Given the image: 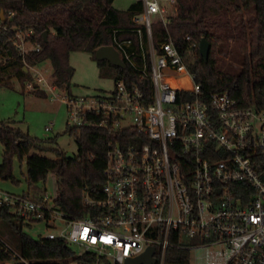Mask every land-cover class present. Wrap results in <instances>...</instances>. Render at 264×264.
Here are the masks:
<instances>
[{
	"label": "built area",
	"instance_id": "2783aa9c",
	"mask_svg": "<svg viewBox=\"0 0 264 264\" xmlns=\"http://www.w3.org/2000/svg\"><path fill=\"white\" fill-rule=\"evenodd\" d=\"M141 2L135 28L114 31L109 45L129 77L119 75L102 95L51 97L66 107L67 128L107 133L100 197L87 194L88 216L69 219L46 194L0 189V205L16 218L46 226L37 240L59 244L17 253L0 239L8 255L0 264H125L148 248L164 264L176 247L203 252L201 264H264V96L243 107L226 92L204 97L167 33L177 0ZM155 16L167 34L159 42ZM121 32L134 40L117 38ZM31 36L19 32L12 42L25 65L40 51ZM28 71V92L56 88L39 66Z\"/></svg>",
	"mask_w": 264,
	"mask_h": 264
},
{
	"label": "trees",
	"instance_id": "16d2710c",
	"mask_svg": "<svg viewBox=\"0 0 264 264\" xmlns=\"http://www.w3.org/2000/svg\"><path fill=\"white\" fill-rule=\"evenodd\" d=\"M114 1L0 0V13L3 11L0 16V84L17 80L24 85L32 81L29 68L48 62L54 86L70 95L74 75L70 55L86 52L95 60L94 54L101 46L113 43L114 31L135 28L132 19L143 10L141 0H134L126 11L115 9ZM176 6L167 33L175 41L187 71L194 76L204 97L226 92L239 107L260 104L264 96V0H177ZM155 24L154 39L159 42L167 34L161 24ZM19 32L24 36L32 32L26 41L40 48L39 52L25 57L26 65L12 45ZM117 38L134 40L125 32L119 33ZM202 40L209 43L206 62L198 52ZM97 65L106 75L114 70L115 79L131 74L128 67L115 68L107 61L97 62ZM32 93L45 96L43 91ZM67 131L75 136L78 148V154L69 160L57 149L46 147L52 139L44 142L31 138L18 127L0 123L3 150L0 180L19 182L13 175L14 159L19 164L24 162V181L29 191L38 183H44L48 175H54L56 208L66 218H84L90 211L84 198L87 194L99 198L104 185L108 136L105 130L88 125ZM46 150L53 151L55 158L48 159L34 152ZM0 222L15 231L22 247L32 253L59 245L24 235L21 232L24 221L16 218L8 206L0 205ZM166 251L164 264H189V250L176 247ZM7 259L8 255L0 251V263Z\"/></svg>",
	"mask_w": 264,
	"mask_h": 264
},
{
	"label": "rangeland",
	"instance_id": "374dc122",
	"mask_svg": "<svg viewBox=\"0 0 264 264\" xmlns=\"http://www.w3.org/2000/svg\"><path fill=\"white\" fill-rule=\"evenodd\" d=\"M133 2L134 0H115L113 7L117 10L126 11ZM158 20L159 17L155 16L152 23L156 26L155 23L158 24ZM69 61L74 68L70 95L76 97L97 96L112 91L116 74L114 70L106 75L104 70L98 67L97 61L93 60L86 52L72 53ZM39 71L46 79L53 81L50 63L41 65ZM25 84L22 85L16 80H12L9 84H0V123H8L14 128L18 127L27 132L31 138L44 142L52 139L53 141L47 143L46 147L57 149L64 156L69 153L74 156L77 155L76 138L67 131L68 113H66V107L60 99H51L52 95L65 98L68 94L57 88L53 92H49L44 87L45 96L42 97L33 94L32 91L28 92L24 88ZM47 127L50 128V132H45ZM34 152L48 159L55 158L53 151ZM2 153L3 150L0 145V162ZM12 167L14 178L19 182L13 184L9 181L0 180L1 190L15 195L25 194L34 199L41 194H46L51 200L55 197L56 178L54 175H48L44 183H38L33 190L29 191L24 181V173L26 172L24 162L19 164L17 159H14ZM21 232L36 240L45 236L48 231L42 223L29 224L24 222L21 226ZM0 238L15 252H28L20 244L15 231L9 229L5 222H0ZM202 253L199 250L192 252L189 264H201Z\"/></svg>",
	"mask_w": 264,
	"mask_h": 264
},
{
	"label": "water",
	"instance_id": "95a60500",
	"mask_svg": "<svg viewBox=\"0 0 264 264\" xmlns=\"http://www.w3.org/2000/svg\"><path fill=\"white\" fill-rule=\"evenodd\" d=\"M3 15V11H1L0 16ZM44 38L46 37V33L43 34ZM199 55L201 58L204 59L206 62L208 59V53H209V43L207 40H202L199 49H198ZM94 59L97 62L101 61H107L111 66L115 68H125L124 63L118 58V55L116 51L113 49L112 46H101L95 54H94ZM66 158L72 159L74 158V155L69 153L66 155ZM155 251L153 248H148L145 253H143L140 257L135 258V259H127L125 261V264H154L155 260L153 258Z\"/></svg>",
	"mask_w": 264,
	"mask_h": 264
},
{
	"label": "crops",
	"instance_id": "0c3cea01",
	"mask_svg": "<svg viewBox=\"0 0 264 264\" xmlns=\"http://www.w3.org/2000/svg\"><path fill=\"white\" fill-rule=\"evenodd\" d=\"M17 81V80H16Z\"/></svg>",
	"mask_w": 264,
	"mask_h": 264
}]
</instances>
